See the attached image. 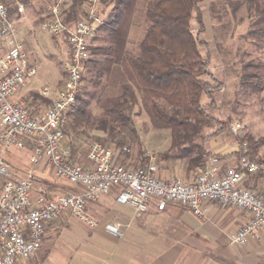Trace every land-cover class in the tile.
I'll return each mask as SVG.
<instances>
[{
  "label": "built area",
  "instance_id": "built-area-1",
  "mask_svg": "<svg viewBox=\"0 0 264 264\" xmlns=\"http://www.w3.org/2000/svg\"><path fill=\"white\" fill-rule=\"evenodd\" d=\"M42 1L46 5L40 30L62 37L67 45L61 64L63 81L59 88L37 92L48 100L42 110L34 111L25 101L14 98L37 70L16 37L13 15L23 19V4L0 0V147L4 151L29 149L32 167L47 166L56 180L75 189L51 192L32 170L14 173L0 159V264H23L32 259L43 244L46 226L65 213L94 227L96 223L85 209L112 191L115 202L131 208L135 216L147 213L151 205L162 211L166 205L175 204L197 217L206 214L210 203L235 207L250 218L228 234L230 243L243 247L249 238H257L264 231V196L242 184L248 175L263 173L264 164L250 159L244 140L237 144L233 165L221 170L218 159L212 157L189 180L180 175L159 177L152 158L137 167L117 164L120 151L98 142L90 145L85 165L72 159L63 133L65 114L75 104L91 39L103 19L96 0H86L80 19L68 23L63 21L62 11L70 0ZM228 129L237 135L244 125L230 123ZM105 229L120 236L122 224L111 222Z\"/></svg>",
  "mask_w": 264,
  "mask_h": 264
},
{
  "label": "trees",
  "instance_id": "trees-1",
  "mask_svg": "<svg viewBox=\"0 0 264 264\" xmlns=\"http://www.w3.org/2000/svg\"><path fill=\"white\" fill-rule=\"evenodd\" d=\"M27 6L28 0H17ZM31 1V0H30ZM130 0H96L103 23L91 39L90 57L84 64V74H91V82L98 86L117 64L126 82L121 84V93L115 102L109 103L104 112L112 118L110 133L105 138H94L98 143L119 150L118 156L126 158L129 145H140L134 118L143 109L152 126L166 129L170 142L162 157L183 160L186 173H195L207 161L220 156L208 151L205 145L222 133L228 121L219 119L208 110L216 106V96L224 82L213 71L207 43L201 38L206 32L204 0H146L144 4L145 27L137 43L135 53L121 56L116 42V29ZM86 0H70L63 9L65 23L80 19ZM236 13L246 6L252 13L244 37L256 49L264 48V0H209L206 12L213 18L215 8ZM11 13H15L12 9ZM42 18L35 20L40 24ZM94 42L99 44L94 45ZM203 50V51H202ZM84 79L82 76L81 82ZM264 91V62L248 60L240 66L231 100V110L245 105L252 97ZM92 92L80 89L75 104L66 112L64 135L68 138L72 159L76 157V145L70 131L91 121L104 131L106 121L92 119L87 109ZM33 97H38L33 94ZM41 98V97H39ZM40 100L48 102L47 99ZM70 137V138H69ZM242 140H245L242 138ZM250 159L264 164L261 158ZM138 165L147 163L141 157ZM123 160L119 163L123 165ZM264 181V172L248 175L243 187L254 190ZM53 192L54 184L43 183ZM47 227V226H46Z\"/></svg>",
  "mask_w": 264,
  "mask_h": 264
},
{
  "label": "rangeland",
  "instance_id": "rangeland-1",
  "mask_svg": "<svg viewBox=\"0 0 264 264\" xmlns=\"http://www.w3.org/2000/svg\"><path fill=\"white\" fill-rule=\"evenodd\" d=\"M145 1L130 0L123 13V18L117 26L116 42L121 56L127 52L135 53L137 51V43L143 35L146 24L144 17ZM208 2L209 0H204L201 4L206 29L201 38L207 43L213 63L212 71L224 82L223 89L215 94L216 106L208 111L221 120H227L228 125L234 122L243 124L244 129L237 135H232L227 126L219 138L235 143L236 147L238 142L244 138V141L250 145L251 157L264 160V91L258 96L252 97L245 105L231 110L236 75L242 63L248 60L264 62V48L256 49L251 41L244 37L249 27L252 12L246 6H242L236 13L230 14L229 10L223 12L217 6L212 18L206 12ZM45 5V1L42 0H28L27 6L24 5L26 20L15 21L14 23L16 37L23 43L28 61L37 70L36 74L25 83L23 92H40L44 88L56 89L57 85L59 88L63 78L61 64L66 58L65 40L60 36H50L43 33L39 24L34 23L36 19L42 17H38L36 13L30 11L31 8H38L44 12ZM25 9L30 13L25 12ZM98 10L100 11L99 7ZM97 44L99 42H94V45ZM83 75L84 79L80 83V89L93 93V97L90 99L82 95L89 100L87 109L91 113L92 119L105 120L107 123L104 131L98 130L97 124L93 121L70 131L71 138L77 148L74 161L82 165L86 163V155L90 145L96 142L94 138H105L111 132L112 118L104 112V108L109 103L115 102L121 93V84L127 81L117 64L108 76L102 78L98 86L92 84L91 74L85 73ZM47 104L48 102L43 103L44 107ZM134 122L141 144L130 143L126 158L131 160L134 167H137L139 166L138 154L141 152L142 158L148 156V160L152 158L155 165L159 164L160 160L163 159L162 154L170 142L169 131L152 126L143 109H140L139 114L135 116ZM0 159L5 160L12 172L17 174H23L31 168L27 162V153L21 150L4 151L0 147ZM56 182L57 192L70 191L66 187L69 185H64L58 180ZM51 240V236H47L45 232L41 248L32 259L23 264L61 263L60 254L66 252L67 244H64L60 238Z\"/></svg>",
  "mask_w": 264,
  "mask_h": 264
},
{
  "label": "crops",
  "instance_id": "crops-1",
  "mask_svg": "<svg viewBox=\"0 0 264 264\" xmlns=\"http://www.w3.org/2000/svg\"><path fill=\"white\" fill-rule=\"evenodd\" d=\"M30 11L38 17L43 13L38 8ZM30 11L25 9L27 13ZM13 17L15 21L26 20L25 15L23 19L18 15ZM65 52L67 55V45ZM62 81L63 78L61 84ZM22 90L15 94V99L25 101L34 111L44 108L45 102L39 96L33 97L37 92ZM220 134L205 147L221 157L218 164L223 170L235 163L236 146L219 138ZM21 151L27 153L29 164V149ZM123 159V165L134 167L131 160L123 156H117L116 163ZM30 167L39 182L54 184L53 192H57V180L47 166ZM156 167H159L161 178L180 175L189 180L194 174L185 172L184 162L180 159L163 158ZM66 187L75 189L70 185ZM253 191L264 196V181L257 183ZM85 212L95 221L94 227L86 226L68 213L47 225L45 232L51 236V241L60 238L67 244L66 252L60 254L59 264H264V231L257 238H249L243 247L230 243L228 234L250 218L248 213L235 207L221 208L210 203L206 214L197 217L175 204L166 205L162 211L151 205L147 213L135 216L131 208L115 202L112 191L89 204ZM111 222L122 224L120 236L105 229Z\"/></svg>",
  "mask_w": 264,
  "mask_h": 264
}]
</instances>
